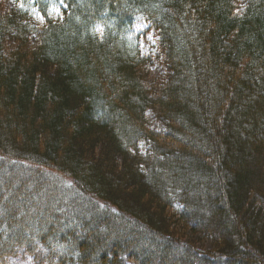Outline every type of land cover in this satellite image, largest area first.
<instances>
[{
  "label": "trees",
  "instance_id": "trees-1",
  "mask_svg": "<svg viewBox=\"0 0 264 264\" xmlns=\"http://www.w3.org/2000/svg\"><path fill=\"white\" fill-rule=\"evenodd\" d=\"M48 1L41 30L0 1V264H264V0Z\"/></svg>",
  "mask_w": 264,
  "mask_h": 264
},
{
  "label": "rangeland",
  "instance_id": "rangeland-1",
  "mask_svg": "<svg viewBox=\"0 0 264 264\" xmlns=\"http://www.w3.org/2000/svg\"><path fill=\"white\" fill-rule=\"evenodd\" d=\"M3 4L4 8L7 9H17L21 11H28V16L26 18V21L31 25V29H42L45 25L47 19L43 18L41 15V12L45 9H48L50 12V20L52 22H61L64 16V13L61 12L65 9L63 4L58 3V6L53 2H50L48 0L44 1L46 3H39L37 0H0ZM248 0H238V7L239 9H243L246 5ZM30 6L28 9L27 4ZM41 4L47 5L46 7H42ZM34 6V7H33ZM59 12H58V11ZM63 13V15L61 14ZM25 21V22H26ZM113 28V26L111 27ZM100 31V35L98 37L102 36L103 28L97 27L95 29V33ZM126 32L123 34V39L127 44H130L134 48V52L137 55V59L142 61V65L144 68H138L140 71L138 74L142 77L146 78L148 81L152 82V79L157 80L159 82L164 81V76L166 74L165 66L162 64L163 58L161 56L162 48L161 50L157 49L158 46V36L155 35L156 29L153 30L150 26V24L147 21L142 20H136L133 22L131 26H129L126 30ZM158 33V32H157ZM34 43V38L31 39ZM127 48V47H125ZM126 49H124L125 51ZM127 54V52H125ZM129 54V53H128ZM146 120L147 125L150 129L155 130H162L159 123H156V120L152 113L146 114ZM137 150L140 154L145 153L147 150V146L145 143L140 142L138 145ZM11 162V161H10ZM22 162V161H17ZM25 162V161H24ZM18 163L21 166H16L12 164L15 168H18L22 170V172H31L33 169L37 168H29V165L27 163ZM8 164H10L8 162ZM11 165V164H10ZM45 173V172H44ZM46 182L50 184V187L53 191V194L55 196H59L57 192H61V190L68 189L70 186L67 184L68 181H63L58 178H56L54 175L49 176V174H44ZM179 227V226H178ZM176 228L177 230L182 231L183 228ZM183 232V231H182ZM183 238L184 242H189L193 244L198 250H209L211 247V241L209 239L199 238L197 236H192L190 231L185 230L183 232ZM17 256L19 254H16ZM10 264V262L8 263ZM23 264H29V262H25Z\"/></svg>",
  "mask_w": 264,
  "mask_h": 264
}]
</instances>
